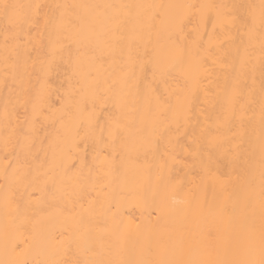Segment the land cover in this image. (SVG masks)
Here are the masks:
<instances>
[{
    "label": "snow or ice",
    "instance_id": "snow-or-ice-1",
    "mask_svg": "<svg viewBox=\"0 0 264 264\" xmlns=\"http://www.w3.org/2000/svg\"><path fill=\"white\" fill-rule=\"evenodd\" d=\"M201 31L208 36V48L203 45ZM192 33L199 39L190 47L187 41ZM0 37L4 87L11 97L20 85V93L28 97L25 103L31 104L30 112L25 109L23 122L16 116L15 124L17 105L11 99L3 104L0 139L6 153L19 149L16 166L9 161L5 183L0 185L6 210L27 215L32 207L44 203L43 196H75L77 188L82 191L94 172L97 176L101 172L126 175L133 153L142 147L158 156V183L166 192L182 194L178 208H170L166 196L161 198L158 221L167 217L172 223L148 229L134 249L114 240L126 227L121 202L115 197L105 204L89 200L84 213L67 218V226L54 237L55 245L47 257L33 259L32 264H264V0L259 5L214 0L200 4L0 0ZM214 39L221 46L240 42L236 51L243 48L241 74L258 60L259 99L255 78L248 84L238 76L225 92V109L215 127L208 124L209 117L204 115L207 109H202L204 124L185 147L180 139L195 115L191 97L199 90L202 70L207 71L205 64L214 55ZM257 45L259 56L255 57ZM138 48L143 51H136L134 57ZM125 51L129 71L115 79L102 78L104 62L122 60ZM65 58L71 76L63 100H57L60 107L53 109L49 104V76ZM141 60L153 68L152 81L143 86L135 81L132 70ZM211 63L236 71L224 57ZM177 66L184 68L183 84L168 91L172 69ZM32 75L39 83L34 93L22 86L25 77ZM161 86L166 95L157 91ZM257 104L258 163L252 156L244 159L239 144L231 145L235 136L220 134L225 124L237 118L242 127L253 125ZM98 110L107 113L102 124ZM42 119L59 124L57 137L62 136L74 148H79L81 140L91 141L92 162L85 152L76 172L55 164L34 169L33 134ZM181 127L185 128L183 133ZM226 143L230 145L227 148ZM88 146L85 144V149ZM221 156H230L233 166H243L239 189L223 202H201L192 189L186 191L191 179L173 175L177 166L198 170L195 179L203 183L213 168L218 170ZM37 193L41 196L36 197ZM98 206L102 209L99 214ZM9 244L6 237L5 246ZM27 255L0 264H28Z\"/></svg>",
    "mask_w": 264,
    "mask_h": 264
},
{
    "label": "bare ground",
    "instance_id": "bare-ground-1",
    "mask_svg": "<svg viewBox=\"0 0 264 264\" xmlns=\"http://www.w3.org/2000/svg\"><path fill=\"white\" fill-rule=\"evenodd\" d=\"M40 2L55 3L62 2V0H40ZM92 2L200 4L213 2V0H92ZM214 2L245 5L260 4V0H214ZM190 29L191 25L185 29V32H189ZM210 31L211 29L209 28ZM201 36L203 37L202 42L204 47L208 48V36L203 35V31H201ZM194 39H199L195 33L188 36L187 42L190 47ZM212 44L214 45V55L205 64L207 71L202 70L199 90L195 91V95L191 97L193 113L195 115L187 126V134L183 135L180 139V144L185 147L191 143L193 133L199 134L200 128L204 124V116H200L202 109H207L204 115L209 117L208 124L215 127L218 117L222 115L225 109V92L230 87L232 81L238 76L248 84H251L253 77L255 78L257 89L256 99H259L261 67L258 60L254 59L250 70L241 74L239 69L240 58L243 56V48L241 47L239 52L236 51L240 42L237 41L236 44H225L221 46L219 41L214 39ZM0 46H2V37H0ZM136 51L142 53L143 49H134V57ZM254 56H259L258 45ZM217 57L226 58L227 64L235 65L236 71L233 72L230 67L224 68L219 63L213 65L211 60ZM127 58L128 53L125 51L122 60L119 58L115 62L111 59L106 60L104 67L100 70L101 77L115 79L120 77L123 72L129 71V66L125 63ZM132 70L135 72V81L142 82V86L149 84L153 79L152 65L142 60L137 62ZM70 76L71 67L67 63V58H65L64 61L59 62L58 66L49 76V84L51 86L49 104L51 108L60 107L57 100H63V93L68 88ZM184 78L185 72L182 66L173 68L169 78L168 91L175 89L177 85H182ZM22 86L24 88H31L34 93L39 88L36 75H32L30 78L25 77ZM20 87L18 85L16 91L9 97L8 89L3 84V65L0 64V128L3 127L2 113L3 104L6 99H11V102L17 105L16 113L13 116L14 124L16 123V116H19L20 122H23L25 109L29 112L31 111V104L25 103L28 97L20 93ZM242 88L246 94L247 88L243 84ZM157 91L161 95L167 94L163 86L159 87ZM258 111L257 104L256 120L251 126L246 124L242 127L239 118H237L225 124L220 129L222 136L228 138L232 136L236 137L235 140L231 141V145H240L238 151L244 159L252 156L257 163L260 156ZM98 115L100 116V123L102 124L107 113H100L98 110ZM197 116L200 117L199 121L196 119ZM59 127V124H53L43 119L37 125L36 131L33 134L34 145L31 150L35 157L31 160L34 169L38 165H43L46 169L50 165L55 164L60 167H67L72 172H76L79 168V159L85 156V152L87 153L86 159L88 162H92L94 153L92 151L91 141L81 140L79 148H74L70 143L64 142L62 136L60 138L57 137V129ZM184 131L185 128L181 127V132L183 133ZM80 136H83V132L80 133ZM85 144L89 145L87 149H85ZM229 146V144H225V148ZM177 150L181 152V157H183L184 153L182 149L178 148ZM53 153H55V156ZM18 155L19 149H17L16 153H6L2 139H0V185L5 183V167L9 164V161L12 162V167H15ZM22 159L23 157H21ZM230 159V156L228 158L221 156L218 170L213 168L212 174L206 177L203 183L195 179L198 170H188L177 166L173 171V175L191 179L193 182L186 185V191L192 189L201 202L207 200L209 205L213 204V202H223L239 189L240 182L243 178L242 163L241 166H233ZM73 164L76 165V168H72ZM158 165V156L152 150L147 147L139 148L133 153L131 160L127 164L126 175L123 172H114L111 175H105L104 172H101L97 176L94 172L93 177L87 181V186L82 191L77 188V194L75 196L62 195L55 199L51 196H43L44 203L32 207L27 215L23 211L20 213H12L10 210H6L3 193L0 192V261L11 260L24 253H28V264H32L33 259L37 261L45 259L55 245L56 241L54 237H57L58 233L63 232L67 226V218L69 216L84 213L88 207L89 200L95 199L99 201V204H105L113 197L121 202V219L124 225H126V227L121 228L118 238H114V240L119 244L126 245L130 249L136 248L148 229L154 226L160 227L166 223H172L167 217H162L158 221L160 212L157 205L162 197L166 196L170 208L182 206L177 203L178 200L182 199V194L166 192L163 186L158 183L157 177L160 174ZM11 171L12 169L9 168V172ZM40 196V193L36 194V197ZM36 197H33V199ZM96 211L99 214L102 209L98 206ZM137 225L140 226L139 229H137ZM6 237L10 241L8 247L5 246Z\"/></svg>",
    "mask_w": 264,
    "mask_h": 264
}]
</instances>
